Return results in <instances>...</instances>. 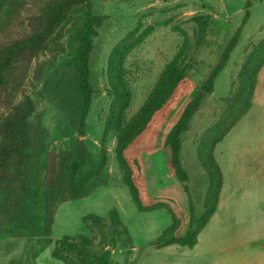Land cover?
Instances as JSON below:
<instances>
[{
  "label": "rangeland",
  "instance_id": "1",
  "mask_svg": "<svg viewBox=\"0 0 264 264\" xmlns=\"http://www.w3.org/2000/svg\"><path fill=\"white\" fill-rule=\"evenodd\" d=\"M10 1H0V28H6L2 42L23 38L29 32L28 20L37 14L33 0H26V10L12 18ZM90 8L93 15L104 16L105 21L89 54L91 96L85 115L78 67L69 41L77 24L75 17L52 36L49 43L57 51H45L30 62L19 60L12 69V83L0 91V119L25 98L33 105L28 119L33 141L27 166L29 188L33 187L27 199L25 195L19 213L13 209V200L0 198V264H96L106 251L110 253L109 264H263L260 247L264 236V67L258 75L250 112L214 150L224 181L215 214L194 247L164 244L197 226V222L190 223L189 199L195 221L203 213L208 177L197 161L198 146L233 97L247 55L264 38V0H91ZM245 12L248 18L238 43L215 78L212 93L201 101L188 130L180 137L181 167L188 176L185 190L171 174L167 135L186 105L199 94L241 26ZM197 15L210 17L201 43H197L196 26L190 21ZM174 26L182 29L189 40L182 63L187 67V79L130 148L127 158L143 206L165 204L177 218L175 231L158 240L171 225V219L164 210H136L115 159L117 133L106 131L104 126L112 100L108 93V66L114 49L124 40L132 42L153 29L123 63V77L132 94L126 112L129 120L182 43L183 36L172 29ZM24 69L27 75L21 81ZM78 141L84 143L87 153L80 171L83 174L92 172L90 162L99 163L102 149L105 151L103 177L90 196L65 202H59L58 196L50 235L44 236L45 204L40 186L47 177L59 176L66 163L72 165L77 161ZM112 210L121 224L110 215ZM90 214L105 220L84 222L83 217ZM76 235L92 241L85 254L65 252L67 263L53 259L55 242ZM255 241L258 242L252 247Z\"/></svg>",
  "mask_w": 264,
  "mask_h": 264
},
{
  "label": "trees",
  "instance_id": "2",
  "mask_svg": "<svg viewBox=\"0 0 264 264\" xmlns=\"http://www.w3.org/2000/svg\"><path fill=\"white\" fill-rule=\"evenodd\" d=\"M90 1L45 0L41 3L38 0H33L32 5L37 14L27 22L29 32L25 33L21 39L8 40L7 42L0 41V91H3L12 83V69L19 60L23 59L26 62H30L33 59H38L45 51H52V53L57 51L58 48L54 44L49 43L52 36L63 24L75 17L77 24L70 34L69 41L74 61L78 67L79 88L84 100L83 115H85L91 96L88 68L89 54L93 39L105 21L104 16L91 13ZM9 4L13 12L12 18L14 15L26 10V0H11ZM247 18L248 13L245 12L241 26L229 40L218 62L201 86L199 94L186 105L179 120L167 135L166 144L169 148L171 166L173 167L171 174L184 185L185 190L187 189L185 184L188 182V176L181 167L180 137L182 133L188 130V124L201 101L205 96L212 93L215 78L224 68L231 51L238 43L242 27L245 25ZM209 20V16L202 15L190 18V21L196 26L197 43L202 42ZM172 29L183 36L182 43L172 59L165 65L138 111L129 120L126 119V112L130 107L132 94L123 77V63L127 55L143 43L153 32V29L149 28L132 42L124 40L114 49L108 66V93L112 100L104 124L106 131L117 133L115 159L123 171V183L129 191L136 210L142 213L164 210L171 219V225L163 231L158 240L175 231L177 218L171 208L165 204L143 206L135 183V176L128 166L127 158L130 148L167 106L178 86L187 79V67L182 65V63L189 49V40L182 29L176 26L172 27ZM5 30V27L0 28V39ZM263 67L264 38L247 55L242 64L233 97L225 105L217 121L204 133L200 140L197 150V161L208 177V188L203 203V213L198 218V221L194 219V208L189 199L190 223L197 222V226L193 231H188L180 238L168 240L164 246L194 247L197 244V237L215 214L222 190L223 176L216 162L214 150L240 120L250 112L257 87L258 75ZM26 72L27 69H24L21 74V81L26 77ZM32 112V102L29 98H25L24 102L14 107L8 116L0 119V198L2 200H13V209L16 213H19L25 195L27 199L28 192L33 187L29 188L27 179V166L30 158L29 149L33 141L28 119ZM79 133L82 135L83 131L80 130ZM77 146V161L72 165L66 163L59 176L51 179L47 177L45 182H49V184L42 182L40 186L42 199H44L45 204L43 218L46 224L44 236L50 235L57 197L61 196L58 199L59 202H65L90 196L96 191L100 185L101 177H103L107 163L105 151L102 149L103 153L99 163L92 164L90 162L92 172L83 174L80 171L87 161V153L82 141H78ZM110 215L117 218L121 224L115 210H112ZM89 220L98 223L103 222L105 219L93 214L83 217L84 222ZM74 240H77V242H73ZM91 246L92 241L83 235L64 237L55 242L51 256L55 260L67 263L64 256L65 252L84 255L87 247ZM109 256L110 253L108 251L104 252L97 258L96 264H109Z\"/></svg>",
  "mask_w": 264,
  "mask_h": 264
},
{
  "label": "crops",
  "instance_id": "3",
  "mask_svg": "<svg viewBox=\"0 0 264 264\" xmlns=\"http://www.w3.org/2000/svg\"><path fill=\"white\" fill-rule=\"evenodd\" d=\"M237 160H238V158H237ZM237 173H238V171H236L235 172V176L237 175ZM223 184H224V181H223ZM223 184H222V188H223ZM222 191V190H221ZM220 201H221V193H220V197H219V201H218V204L220 203ZM217 208H218V206H217ZM263 226H264V224H263ZM264 229V228H263ZM256 242H258V241H255L254 243H252V247H254L255 246V243ZM262 245H261V247H260V251H261V256L264 258V236H263V238H262ZM254 245V246H253ZM264 264V263H263Z\"/></svg>",
  "mask_w": 264,
  "mask_h": 264
}]
</instances>
